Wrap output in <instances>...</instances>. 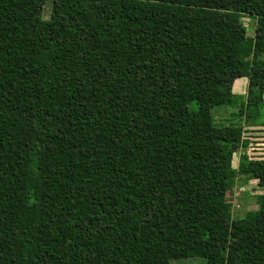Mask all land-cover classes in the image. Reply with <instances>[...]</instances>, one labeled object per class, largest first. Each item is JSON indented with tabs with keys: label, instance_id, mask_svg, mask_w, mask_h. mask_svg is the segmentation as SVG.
I'll use <instances>...</instances> for the list:
<instances>
[{
	"label": "trees",
	"instance_id": "1",
	"mask_svg": "<svg viewBox=\"0 0 264 264\" xmlns=\"http://www.w3.org/2000/svg\"><path fill=\"white\" fill-rule=\"evenodd\" d=\"M46 2L0 0V264H264V0Z\"/></svg>",
	"mask_w": 264,
	"mask_h": 264
},
{
	"label": "rangeland",
	"instance_id": "2",
	"mask_svg": "<svg viewBox=\"0 0 264 264\" xmlns=\"http://www.w3.org/2000/svg\"><path fill=\"white\" fill-rule=\"evenodd\" d=\"M52 12V0H47L44 6L43 19L48 20L51 17ZM29 16H31L29 14ZM243 23L248 28V35L253 37L255 34L256 20L249 17L243 18ZM247 88L245 87L242 91L247 94ZM194 110L197 108L195 104L191 105ZM213 116L215 119V125L221 126L228 123V120L232 118L229 114L228 109L225 108H214ZM236 112L230 109V113ZM235 118L237 117H233ZM233 122V121H232ZM264 124V106L261 107L260 114L256 120L250 121L248 124ZM238 123V121H237ZM245 123H243L244 125ZM245 137L250 141V146L247 149L248 154L253 159H263L264 158V128H246ZM239 152L234 158V167L238 168L240 155ZM264 195V187H260L258 181L250 180L248 182L244 180H238L235 189L231 195V200L233 204V212L235 217L243 218L247 213L255 211L259 208L258 196ZM173 264H206L205 260L200 258H187L179 259L173 261Z\"/></svg>",
	"mask_w": 264,
	"mask_h": 264
},
{
	"label": "crops",
	"instance_id": "3",
	"mask_svg": "<svg viewBox=\"0 0 264 264\" xmlns=\"http://www.w3.org/2000/svg\"><path fill=\"white\" fill-rule=\"evenodd\" d=\"M248 85H249V80L247 78L238 79L234 84V93L237 95H245V92H243L242 90L245 87L248 89Z\"/></svg>",
	"mask_w": 264,
	"mask_h": 264
}]
</instances>
